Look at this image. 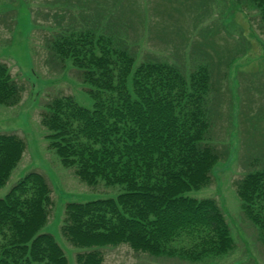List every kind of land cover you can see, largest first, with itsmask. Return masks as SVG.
<instances>
[{
  "label": "trees",
  "instance_id": "1",
  "mask_svg": "<svg viewBox=\"0 0 264 264\" xmlns=\"http://www.w3.org/2000/svg\"><path fill=\"white\" fill-rule=\"evenodd\" d=\"M244 1L259 9L264 34V0ZM90 2L66 0L69 18L66 27L61 26L66 34L53 38L48 48L52 58L70 60L89 85L93 109L80 107L72 97L57 98L48 105L50 112L43 114L42 123L66 165L77 162L83 169L81 177L90 184L101 177L107 184L124 185V191L116 197L66 203L61 234L80 248L76 264H105L102 250L121 244L155 257L210 263L207 256H221L235 247L216 200L185 194L207 186L212 166L222 159L207 137L210 70L200 63L186 76L178 66L158 59L143 62L134 70L130 91L126 79L134 55L115 45L112 36L98 33L89 21L83 25L67 12L76 5L88 13ZM21 91L0 63V104L18 103ZM63 109L69 112L65 115ZM25 146L18 135L0 133V187ZM251 162L252 170L235 182L236 194L264 239V165L257 168ZM51 199L44 177L35 171L0 198V264H69L54 235L41 231ZM187 232L203 233L199 244L171 245Z\"/></svg>",
  "mask_w": 264,
  "mask_h": 264
},
{
  "label": "rangeland",
  "instance_id": "2",
  "mask_svg": "<svg viewBox=\"0 0 264 264\" xmlns=\"http://www.w3.org/2000/svg\"><path fill=\"white\" fill-rule=\"evenodd\" d=\"M105 1L108 4L91 0V11L85 8L88 13L76 5L69 6L67 12L83 25L89 21L98 33L112 36L115 45L127 47L134 55L126 79L130 91L134 70L143 62L158 59L178 66L186 76L200 63L209 68L207 137L222 159L212 166L207 186L185 194L215 199L230 227L234 249L221 256H207V264H264L261 229L242 211L235 187L236 180L252 170L249 161L257 168L264 165V34L259 9L244 0ZM68 18L66 0H0V63L22 87L18 103L0 104V133L16 134L26 144L0 187V198L25 174L35 171L42 175L52 203L41 231L52 233L69 264H76L75 253L80 248L71 245L60 231L66 203L116 197L124 185L107 184L101 177L88 183L77 162L66 165L62 161L48 138L51 131L42 123L43 114L50 112L48 105L57 98L72 97L80 107L93 109L89 85L83 83L70 60L52 58L48 48L53 38L66 34ZM68 112L62 110L65 115ZM200 235L203 233L187 232L171 245L192 248L199 244ZM102 251L105 264H200L177 256L155 257L126 244Z\"/></svg>",
  "mask_w": 264,
  "mask_h": 264
}]
</instances>
